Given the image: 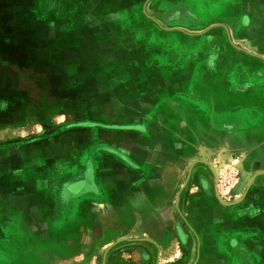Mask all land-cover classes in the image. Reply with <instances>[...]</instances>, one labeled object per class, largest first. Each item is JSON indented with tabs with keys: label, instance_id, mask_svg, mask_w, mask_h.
Wrapping results in <instances>:
<instances>
[{
	"label": "rangeland",
	"instance_id": "obj_1",
	"mask_svg": "<svg viewBox=\"0 0 264 264\" xmlns=\"http://www.w3.org/2000/svg\"><path fill=\"white\" fill-rule=\"evenodd\" d=\"M151 1L155 7L161 3V9L152 11L154 16L148 10L147 17L146 5ZM117 2L118 12L112 11L115 0H31L28 6L33 8L38 21L54 22L60 29L54 32L45 27L36 32L30 24L29 30L12 32L6 45L0 44V76H4V71L11 76L0 77V264H104L108 259H117L116 255H108L118 247L134 246V232L142 229L141 222L138 224L133 218L145 210L133 209L127 186L122 187L120 194L116 177H110L111 185L102 188L96 173L102 171L97 165L98 157L120 153L117 130L124 129L122 122L131 119L115 104L122 98H132V92L136 97L150 87L144 81L138 85V79L131 77L134 71L142 74L150 70V53L145 52L144 57L142 47L152 46L155 35L161 37L164 33L154 24L172 30L169 34L184 29L194 34L191 29L199 27L204 31L200 43L221 38L224 44H230L227 33L216 28L223 25L230 32L232 44L237 46L246 39L244 25L251 24L249 14H245L251 0ZM164 3L186 5L201 22L198 25L197 18L189 15V25L184 23L192 27L189 30L181 23H172L177 10L167 12L169 8L162 7ZM252 3L260 8L255 0ZM139 24L141 29L136 34L133 26ZM255 29L260 33V27ZM134 35L144 43L136 54L126 47L128 41L135 39ZM173 35L175 41L180 38L179 34ZM168 44L176 47L175 43ZM170 51L175 53L172 61L183 59L175 50ZM5 59L9 61L6 67ZM20 60L28 63L22 65ZM224 66L226 63L221 69ZM205 97L212 104L217 99L226 104L220 97ZM158 109L159 106L150 107L146 121ZM179 148L173 149L170 166L172 190L168 200L172 207L166 211L156 209L163 218L172 217L169 233L173 250L165 259L172 264L182 261V234L195 232L192 223H196L197 215L193 201H189L187 215L182 212L181 201L187 196L194 204L206 190L203 180L198 181V170L209 165L218 173L211 194L214 207L203 208L215 212L217 217L229 210L235 188L244 182L242 175L254 173L251 162L246 160L249 149L237 152L223 143L215 149ZM250 177L247 175L246 180L253 181ZM210 179L214 183L215 178ZM119 195H123L125 207ZM218 229L221 231L220 226ZM224 243L220 242L223 249L227 241ZM196 245L195 240L189 248ZM239 254V258L245 259L247 252L243 248ZM231 258L232 264H239L236 256ZM191 259L194 261L195 257Z\"/></svg>",
	"mask_w": 264,
	"mask_h": 264
},
{
	"label": "crops",
	"instance_id": "obj_2",
	"mask_svg": "<svg viewBox=\"0 0 264 264\" xmlns=\"http://www.w3.org/2000/svg\"><path fill=\"white\" fill-rule=\"evenodd\" d=\"M117 1L119 0H115L112 11L118 12ZM30 2L31 0H0L2 47L3 44L6 45L10 33L27 31L30 24H33L32 29L36 32L45 27L54 32L60 29L54 22L38 21L33 8L28 6ZM143 3L145 6V2ZM255 4H260V8L253 6L252 0L250 7H246L245 14H249L251 24L244 25L246 39L240 40L239 46L232 44L230 32L223 25L216 28L227 33L230 44H224L221 38L200 43L204 31H200L199 27L191 29L192 27L186 26L190 23V16L197 18L199 25L201 21L198 17L186 5L173 6L166 3L162 7L169 8L167 12L177 10L174 11L176 21L172 23H181L188 30H193L191 32L194 34L186 33L185 29L169 34L168 31L172 30L159 25L151 17L150 20L157 23L154 25L164 32L163 35L159 37L156 34L152 46L142 47L144 43L141 44L135 35L133 37L136 40L126 43L128 49L135 51L133 54L141 47L143 56L145 52L150 53V70L142 74L134 71L131 77L134 81L138 79V85L144 81L145 84L150 83V87L138 91L140 93L136 97L132 92V98L127 101L122 98L115 104L121 113H129L131 119L122 122L120 126L124 129L117 130V150L120 153L97 156L100 159L97 165L100 164L102 171L96 175L100 177L98 181L102 188L107 184L111 185L110 177H116L120 194H123L122 187L127 186L129 193H126L132 198V201H128L133 202V209H142L145 213L137 212V216L133 218L134 222H141L139 228L142 231H136L133 235L136 236L134 241L137 243L130 247H118L112 254L108 253V256L116 255L117 259H108L104 264H172L165 260L172 255L173 250L169 233L172 217L170 215L163 218L160 215L162 209L166 211L172 207V201L168 200V193L172 190V151L178 147L180 151L193 150L194 146L215 149L222 143L237 152L250 150L246 160L251 162L254 173L247 175H251L250 179L254 180L248 181L247 175H242L244 182L241 181L235 189L229 210L223 214L220 212L221 217H217L215 212H208L203 208L214 207L211 202L214 197L211 194L218 173L209 165L198 170V181L203 180L202 183L207 188L195 201V205L194 200L187 196L181 201V209L185 215L189 213V201H193L191 205L196 209L197 220L192 223L195 224L193 235H189V232L182 234L180 264H232L234 262L231 255L237 257L239 264H264V0H255ZM178 8H181L180 11ZM160 9L161 3L155 7L151 1L146 5L145 15L150 17L148 10L151 14ZM259 27L260 33L255 29ZM140 29V24L133 26L136 34ZM173 34H179L180 38L175 41ZM168 42L175 43L176 47ZM130 43L131 47L128 46ZM170 50H175L183 59L180 62L172 61L175 53ZM8 62L6 59L3 61L4 67ZM19 62L22 65L28 63L22 60ZM224 63L226 66L221 69ZM193 72L196 75L191 77ZM0 77L11 78L6 71ZM174 90L178 92L175 93ZM186 91H190V94ZM209 95L220 97L228 105L221 104L218 99L213 100L215 104L210 103L205 97ZM183 101L191 109L186 108ZM156 106H159L158 111L146 121L147 110ZM220 114H224L222 118ZM142 120L144 123H140ZM138 121L140 122L136 124ZM227 123L228 126L224 125ZM212 176L215 178L214 183L210 179ZM122 196L119 195L125 207ZM157 208L161 211H157ZM123 220L121 218L122 222ZM218 226L221 231L217 230ZM224 231L227 234L222 233ZM195 240L196 247L189 248ZM226 241L227 246L223 249L220 242ZM243 248L247 252L245 259L239 258L242 257L239 253ZM191 257H195V260H190Z\"/></svg>",
	"mask_w": 264,
	"mask_h": 264
},
{
	"label": "water",
	"instance_id": "obj_3",
	"mask_svg": "<svg viewBox=\"0 0 264 264\" xmlns=\"http://www.w3.org/2000/svg\"><path fill=\"white\" fill-rule=\"evenodd\" d=\"M236 188H237V187H236ZM236 188H235V189H236Z\"/></svg>",
	"mask_w": 264,
	"mask_h": 264
}]
</instances>
